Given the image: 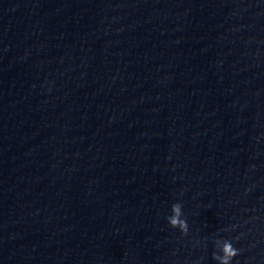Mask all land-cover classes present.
Returning a JSON list of instances; mask_svg holds the SVG:
<instances>
[{
	"label": "clouds",
	"instance_id": "1",
	"mask_svg": "<svg viewBox=\"0 0 264 264\" xmlns=\"http://www.w3.org/2000/svg\"><path fill=\"white\" fill-rule=\"evenodd\" d=\"M183 206L176 202L171 205V215L167 217L168 224L171 228L179 229L183 235L188 233V224L185 219H182ZM239 249L234 247L231 239L224 241L219 251H214L212 258L217 264H232L235 257L239 255Z\"/></svg>",
	"mask_w": 264,
	"mask_h": 264
}]
</instances>
